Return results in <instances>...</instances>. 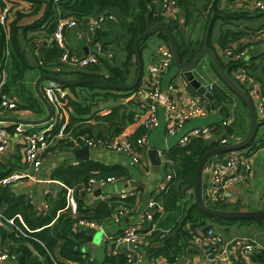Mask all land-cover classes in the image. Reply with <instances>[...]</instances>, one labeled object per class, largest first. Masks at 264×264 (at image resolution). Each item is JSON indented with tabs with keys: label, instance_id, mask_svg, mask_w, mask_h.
<instances>
[{
	"label": "trees",
	"instance_id": "16d2710c",
	"mask_svg": "<svg viewBox=\"0 0 264 264\" xmlns=\"http://www.w3.org/2000/svg\"><path fill=\"white\" fill-rule=\"evenodd\" d=\"M30 1L38 4L40 0ZM157 1L158 0H48L47 8L51 9L50 15L53 18V24L48 29L49 33L53 30V27L60 16L73 17L81 20L84 17L93 14L97 15L106 10H111L110 12L115 10L124 14L127 17L125 25L127 34L125 50L127 56L121 67H114L112 65L108 66L110 69L109 75L102 74L97 65H91L81 70H63L54 72L53 66L57 63L61 54V49L55 45L47 47L41 45L39 49V52H41L40 54H42L43 63L39 65L41 71L45 73H54L60 77L72 76V79L99 78L115 84L129 83L130 81H128V79L131 78V75L129 76V63H134L135 65L132 46L133 40L138 34L145 31L149 25L157 24L167 25L172 31L173 39L181 61L190 60L197 51L196 49L194 51V48L191 47L193 44L190 41V36H186L184 31L178 27L176 19L165 18L158 12L156 6ZM176 4L182 11L184 10L187 19L191 13L188 0H176ZM261 14H264V12L257 10L242 12L238 10L229 11L226 9H219L216 7L215 3H212L208 15H206L204 28L210 24L211 32L213 23L217 19H222L223 21L255 19ZM0 29V69L6 65L5 62L7 56L2 53V50L7 43L10 50L9 55L16 59L18 68L17 73L20 76L28 65L25 62L24 54L17 41V27L11 23L8 37L1 27ZM157 35L163 43L168 44L164 32L159 31L157 32ZM240 35L241 32H234L230 29L221 31L217 40L218 48L223 50L227 47H233L230 44L236 41ZM147 37L139 41V53L141 44ZM193 42H196V48L199 49L202 45V37ZM208 45L216 50L211 44L210 38L208 40ZM258 59L260 61L259 67H261L260 72L264 75L263 54H261ZM220 62L233 80L243 90L249 93L248 90L236 79L234 73L236 68L243 64L249 69L250 63L241 60H229L225 62L222 58H220ZM214 71L217 74L215 69ZM249 72L251 71L249 70ZM134 74L135 70L133 71L131 79L134 78ZM218 78L220 80L219 76ZM138 84L129 89L112 88L97 83H81L77 86H64L69 92L64 100L71 108V111L68 114L67 131L73 133L77 137L80 135H87L89 137L97 138L104 136L105 134H118L128 125L135 124L141 106L145 105V103L135 99L121 102L120 98L127 96L134 91ZM261 85L264 87V82H261ZM211 92L220 102L225 104L231 102V97L229 95L234 94L223 82L221 85H213ZM237 98L240 99L246 107L244 101L238 96ZM107 99H112V103L108 108V113L99 116L92 115V109H94L97 102L99 100ZM20 106L21 108L30 109L32 111H37L39 109V105L33 101L29 102L27 105L21 104ZM257 117L259 126H263L262 130L264 133V118L259 117L258 114ZM91 121H93V123ZM9 129L11 130V128ZM230 130L231 129L229 128L219 129L217 134L224 135ZM142 133L143 129L138 123L137 127L132 129L130 139L135 140L141 136ZM257 135L258 132L248 146L244 148L245 150H248L245 153L247 156H250L254 151L264 146V135L259 138ZM58 145L70 151L72 143L65 139H61L59 140ZM215 145L216 142H206L201 138H194L187 144H177L166 152L167 157L171 159L173 163V178L167 190H162L153 194L154 198L161 202L163 210H173L177 200L183 196L185 190L194 187L197 162L207 149ZM62 160L66 161V159ZM16 166V164L12 163L9 167L0 169V177L10 174L15 169H22V167L15 168ZM127 175H129V170L125 166L104 164L95 160H85L80 161L78 164H62L58 166L53 173V178L64 182L68 186H74L86 182L91 176L106 178L109 176L119 177ZM8 192L9 186L0 187L1 211L5 217H13L16 214H19L22 221L29 229L27 230L22 226L18 217H15L14 222L25 234H22L11 227H0V241L2 243L3 241H6V239L8 241L1 245L0 251L6 248L8 252L14 256L21 254L20 261L15 264H68L67 262H74V264H126L127 254L124 249H119L116 254L111 253L107 255L101 262L90 260L88 258V252L85 249L87 243L91 240V235H89L85 229L72 231L70 228L74 218L66 213H63L54 219L56 211L63 208L65 205L64 191H62L59 198L53 199L48 196V207L42 212L36 211L23 195H17L14 200H9L7 196ZM192 195L193 194H191V198H193ZM133 201L132 196L124 199L110 197L106 200H102L97 207L89 208L87 207L82 194H78L77 196L79 210L83 212L86 217L102 222L103 224L110 222V215L119 203H124L131 208ZM226 204L221 202L220 204L211 205L209 207L215 209H229L226 208ZM207 219L224 224L235 223L241 225L250 222H257L264 225L260 220H231L208 216L202 213L197 206L191 202L189 206H186L180 220L170 230L166 231L164 236H159L160 233L163 232L159 230L151 233L149 243L146 246L147 255L150 258L162 257L166 261L164 264H168L173 262L178 255L184 253L185 250H188L187 252L196 251L191 247H188L190 246L189 241L191 238L189 229L207 226L205 224V220Z\"/></svg>",
	"mask_w": 264,
	"mask_h": 264
},
{
	"label": "crops",
	"instance_id": "0c3cea01",
	"mask_svg": "<svg viewBox=\"0 0 264 264\" xmlns=\"http://www.w3.org/2000/svg\"><path fill=\"white\" fill-rule=\"evenodd\" d=\"M8 1L10 8L8 10V13L6 14L5 21L3 23L0 22V27L6 32L7 37L9 36L11 23L17 27V41L20 48L22 49L25 62L28 66L19 76L17 73L18 68L16 59L11 57L10 55L6 57V60L8 57L12 58L11 69H14V74L18 76H16L17 78L15 84H13L12 87H9L6 82V86L4 89L5 92L9 96H11V98L17 101L18 107L16 109H0V120L5 121V123L8 124V128H11L12 130L11 131L9 129L13 144V147L9 154H7L4 159L0 160V169L7 168L12 163L17 165L15 168L24 167L22 155L19 151L22 133L16 130L15 127L17 124H19L20 126L26 128H30L31 125H34V128H37V125L31 124L29 123V121L40 119L47 114V110L44 104L35 91V83L41 72V68L39 65L43 64L42 54H40L41 52H39V49L41 45L45 47L51 46L46 45V39L53 31L52 30L50 33L48 31L49 27L53 24V18L50 15L51 9L47 8L48 0H40L38 4L30 0ZM163 1L164 0H158L156 3L159 13H161L160 7H164ZM188 3L191 12L190 16L186 19L184 10L182 11L177 5V9L175 10V19L178 27L184 31L185 35L190 36V41L193 44L191 47L194 48V51L197 47V44L193 41L199 39L200 37H202L203 40V36L206 30V28H204L205 19L206 15H208L209 8L212 3H215L216 7L219 9L251 12V10L246 6V3L239 0H188ZM1 6L2 1H0V9ZM110 11L111 10H106V14H112L113 18L105 19V21L99 28L89 30L83 23H80L76 28L67 29L64 35L65 43L72 53H77L80 55L88 54L93 50V45L97 43L103 45L105 49L111 50V52H113V58L111 60H104L97 65L99 71L105 75L110 74V69L108 68L109 65H112L114 67H121V65L125 62L127 56L125 50L127 41L125 25L127 22V17L115 10H113L112 12ZM227 29H230L234 32H241L240 37L230 45L242 47V49L245 51V58H247V61L250 63L249 70L252 72L250 73L254 77L253 87L259 89L262 93V96H264V87H262L261 85V82H264V75L260 72L261 67H259L260 61L258 59V57L264 53V22L258 19H238L233 21H223L222 19H217L213 23L209 35L211 43L216 48V51L220 49L217 45L218 37L221 31H225ZM161 43L163 42L157 35V32L148 36L142 42L140 47V54L143 64V75L147 74L149 65L156 61L158 57L157 47ZM5 49H8V54H10L7 43L3 47L2 53L3 51H5ZM129 69V76L131 75L132 78L133 71L135 70L134 63H129ZM192 73L202 85H221V82L219 81V78L213 69L211 60L207 56H204L201 59L199 64L192 70ZM234 75L240 82V84H244L235 73ZM71 77L63 78L69 79ZM131 78H129L128 81L131 82L133 80ZM169 83H173L175 85L174 90H171L168 87ZM11 90H13L12 94H10ZM162 93L163 98H165L164 96H167V98L177 101L179 97H182V100L187 102V98L197 92L189 84V80L186 75H184L183 71L178 69L173 64L162 79ZM249 95L252 98H255L251 92V89L249 91ZM229 96L231 97V102H228L227 104L221 102L226 109L223 116H221L218 113L217 109L214 107L207 116L203 118L191 119L185 122L180 132L175 136L166 135V122L168 113L166 107L163 104H159L157 107L159 125L146 135V144L148 150L151 148H155L158 150L159 156L161 155L160 157L164 159L168 158L166 152L178 144V138L182 133L188 131L193 127L210 125L213 123L216 124V122L221 121L223 117L225 118L227 116L233 117V121L228 126V128L232 131H235V133H237L240 138H243V136H245L244 132L246 128L250 126L249 112L247 107H245V115H240L239 111H236V109L234 108V103L236 102L234 98H236L237 96L235 95L236 97H234V95L232 94ZM139 100H147L146 102H149L147 98L144 99L143 97H141ZM237 100L239 101V99ZM32 101L36 102V104L39 105V109L37 111L21 108V104L27 105ZM144 113L145 106L142 105L138 113L139 115L135 120L136 123L130 126L128 125L124 129L125 132H129L131 134L132 129L136 128L139 123L138 119H140V117H142ZM7 118L12 120H4ZM258 131L259 127L257 132ZM82 147L76 148L72 151L63 148L57 156L46 158L43 161L41 167L36 171H31V173L37 178L54 179L53 173L55 169L58 168V166L62 164H72L71 161H75L77 162L76 164H78L80 161L85 160H95L110 165L117 164L123 167H126V165L130 163L138 169L140 175L142 176L141 180L135 179L129 171V175L119 177L116 176V179L114 181L108 183L104 188H102V193H107L109 196L108 198L118 197L120 193L131 190H133L135 194L132 196L134 201L129 213L121 218L120 223L113 221L104 223L102 231L105 236H98L95 238L91 236V240L87 243L85 250H87L88 252V258L90 257V260L101 262L107 255L110 254V250L112 249L110 238L117 232H119V230L125 225L139 224L140 213L145 210L146 202L150 198L154 197L153 194L156 193V185L159 182V178H152V172L144 174L140 166L132 163L131 158L123 153H117L101 148H89L88 154L84 152L83 159L78 158L77 155H75V151L81 149ZM141 154L143 157H146L149 160L148 151L145 153L141 150ZM80 155L82 154L79 153V156ZM62 159H66V161ZM249 162L250 165L248 171H244V169L242 170V172L245 173L246 181L232 186L230 190L226 192L227 199L222 202L225 204L227 203L226 208H229L230 210H252L264 208V146L257 149L249 156ZM49 175H51V177H49ZM203 181L204 185L207 186L208 179L206 173L203 174ZM46 188L51 189L52 195L50 196V198L53 199L59 198L60 194L62 193L61 189H59L58 187H52L50 184H44L30 179H23L17 181L12 186H9L8 193H12L13 198H10L8 196V193L7 196L9 200L12 201L17 195H23L27 199L28 195L32 194L39 202H47L49 197L44 193V190ZM190 189L192 190V188H187L185 190L183 196H181L177 200L175 208L173 210H163L162 214L159 217H157L156 215V228L153 231H168L180 220L186 206H189L190 203L193 202V198H191V193L189 192ZM256 190L257 193H254ZM82 196L84 198V201L86 202L87 207L89 208L97 207V205L102 201L101 191L98 192L97 189H94L91 193L82 194ZM205 221V224L207 226H212L226 242L231 241L235 237H243L255 242L259 247L260 252H257V257L255 258L254 264H264V242H258L254 235L249 232V230H247L248 227H243L245 226L244 224H224L208 219ZM215 223L220 224L221 226H217ZM143 228H145L146 230L149 227L144 226ZM151 233L147 235L145 243L143 244L145 256L143 258L142 264H148L149 260L151 259L147 255L146 251V246L149 243ZM96 238L97 240L95 241ZM4 242H8L7 239L6 241H3V243ZM3 243L0 241V247ZM159 259H161L162 261H158L156 264H164L166 262L162 257H160ZM15 263V258L0 261V264ZM67 263L74 264V262ZM168 264H215V261L210 257L199 253L198 251H192L181 253L177 258H175L173 262Z\"/></svg>",
	"mask_w": 264,
	"mask_h": 264
},
{
	"label": "built area",
	"instance_id": "2783aa9c",
	"mask_svg": "<svg viewBox=\"0 0 264 264\" xmlns=\"http://www.w3.org/2000/svg\"><path fill=\"white\" fill-rule=\"evenodd\" d=\"M0 1H2L0 22L3 23L10 5L8 0ZM239 1L245 2L251 11L257 10L264 12V0ZM163 3L164 7H160V14L165 18L175 19V10L177 9L176 0H164ZM112 17L113 16L108 13H99L94 16L90 15L81 20L73 17L60 16L55 23L52 33L46 39V45H55L61 49V54L57 63L53 66V71L81 70L91 65H98L104 60H111L113 58V52L105 49L100 43L94 44L93 50L88 54L80 55L72 53L65 43L64 35L67 29L76 28L80 23H83L89 30L97 29L102 25L105 19ZM3 53L5 56H8V49H5ZM157 53L158 57L156 61L149 65L147 74L142 75L136 89L127 96L120 98L121 102H127L133 99L139 100L141 97L149 100L148 103L146 102L147 100H140L142 103H145V113L138 119L143 133L135 140H131L130 133L125 132V130L118 134H105L97 138L87 135H80L77 137L73 133H70L67 131V126L68 114L71 108L64 100L69 92L67 88L61 86L54 80H44L40 85V89L51 106L52 114L39 128H34V125H31L30 128L22 127L19 124L16 125L15 129L22 133L19 151L22 155L24 167L22 169H15L10 174L0 177V187L12 186L17 181L23 179H30L44 184L53 183L56 187L64 191L65 200L64 207L56 211L54 219L66 213L74 218L70 228L72 231H79L87 227L102 230L104 225L102 222L86 217L85 214L79 210L77 196L78 194L91 193L94 189L99 188L101 189L102 200H106L109 196L107 193H102V188L114 181L116 177L109 176L102 178L91 176L84 183L68 186L60 180L37 178L31 171L38 170L46 158L57 156L63 149V147L58 145L59 140L65 139L72 143L70 151L86 145L89 148H101L123 153L131 158L132 163L139 165L144 174L150 173L152 171V164L146 157L142 156L141 150L145 153L148 151L146 135L159 125L157 116L158 105L163 104L168 113L166 122L167 136L177 135L185 122L191 119L203 118L214 108L211 101L203 94L199 93H194L189 96L187 102L183 101L182 97H179L177 101L167 98V96L163 98L162 79L171 67L173 57L169 46L164 43L158 45ZM221 58L225 62L229 60L247 61L245 59V51L243 49L236 50L233 47H227L222 50ZM235 74L245 84L244 87L248 91L251 89L255 97L253 99L258 100L255 103L257 114L259 117L264 118V96H262L259 89L253 87V75L249 72L245 64L238 66L235 70ZM7 79L8 74L5 66H3L0 69V109L2 110L16 109L18 107L17 101L4 91ZM212 86L213 84L204 85L208 91H211ZM168 87L171 90L175 89L173 83H169ZM232 121L233 117L227 116L217 125L213 123L210 125L193 127L182 133L177 142L179 145H185L194 138H201L206 142L213 141L216 142V145L236 142L241 138L235 131H227L224 135L217 134L219 129H227ZM91 122L93 123V121ZM12 147V138L8 124L0 120V160L9 154ZM247 151L248 150L245 149L232 150L214 155L207 161L203 170V174L206 173L208 179L207 186L204 185L205 188L203 187V200L206 205L211 206L220 204L227 199L226 192H228L232 186L246 181L245 173L242 172V170L248 171L249 169V156L245 154ZM71 163L76 164L77 162L71 161ZM160 169L162 174L156 185V192L167 190L172 181L174 169L171 159H164L161 157ZM189 192L193 194V188L192 190L190 189ZM44 193L47 196L52 195L51 189L46 188ZM134 194L135 192L133 190L126 191L120 193L118 198L124 199ZM27 200L38 212L44 211L48 207L47 202H39L32 194L28 195ZM129 211L130 208L126 204L119 203L110 215V221L120 223L121 218L129 213ZM162 212L163 206L161 202L154 197L150 198L146 202L145 210L140 213L139 224L125 225L118 234L110 238L112 245L110 254H116L119 249H124L127 254L126 264H142L145 256L143 244L145 243L147 235L156 228L155 216L157 215V217H159ZM15 217H18L22 226L29 230L21 220L19 214L13 217H5L1 209L0 227H11L25 234L21 228L15 224ZM144 226H148L149 228L145 230V228H143ZM165 233L166 231H163L159 236H164ZM189 234L191 238L189 241L190 246L188 247L210 257L215 261V264H254L257 252H260L255 242L243 237H235L229 242L224 241L221 235L212 226H204L196 229L190 228ZM187 251L188 250H185V252ZM14 258L15 256L10 254L6 248L0 252V261ZM159 258L160 257L151 258L148 264H156L158 261H162Z\"/></svg>",
	"mask_w": 264,
	"mask_h": 264
},
{
	"label": "water",
	"instance_id": "95a60500",
	"mask_svg": "<svg viewBox=\"0 0 264 264\" xmlns=\"http://www.w3.org/2000/svg\"><path fill=\"white\" fill-rule=\"evenodd\" d=\"M104 13H106V11H104ZM159 31H162L166 34L168 46L172 52L174 66H176L178 69L183 71L184 75H186V77L189 80V84L195 89L197 93L203 94L208 100H210L213 106L217 109L218 113L221 116H223L226 111L225 106L213 95L212 92L206 90L204 85H202L194 77L192 73V70L199 64V62L204 56H207L210 58L211 64L216 70L221 81L225 83V85L229 88L230 91H232L236 96H238L244 101L248 109L249 117H250L249 130H248V133L243 138L233 143L212 146L209 149H207L199 158L197 165H196V170H195V182H194V187H193V203L197 206V208L202 213L208 216H215V217L231 219V220H236V219L260 220L264 224V208L252 209V210L215 209V208H212L206 205L203 200V187H204L203 170H204V166L207 163V161L211 159V157H213L214 155L232 151V150H241L247 147L248 144L252 141V139L256 135L258 127H259V121L257 117V112L255 110L254 101L252 100L250 95L245 90H243L224 69V67L222 66L220 62L217 51L208 45L209 34H210V24L206 27L201 47L197 49V51L194 53L192 58L187 61H181L176 45H175V42H174V39H173L172 31L167 25H162V24L161 25L160 24L149 25L145 31L138 34L133 40L132 46H133V52H134L133 56H134V61H135V74H134L133 80L129 83L115 84L105 79H99V78L68 79V78H63V77L50 74V73H43L41 71L35 83V91L38 97L40 98V100L42 101V103L44 104L47 110V114L40 119L30 120L29 123L35 124V125L42 124L45 121H47L52 114L51 106L48 103V101L45 99V97L43 96L40 90V85L43 80L51 79V80L56 81L61 86H77L81 83H97V84H102L108 87L118 88V89H129V88L136 86L141 79V75H143V64H142V60H141L140 53H139L138 43L141 39L153 33L159 32ZM257 101L258 100H256V102ZM4 120L9 121L12 119L7 118ZM84 152H86L87 154L89 153V147L86 145L82 147L81 149L76 150L75 155H77L78 158L83 159ZM79 153H81L82 155L79 156ZM148 156L152 164L151 177L152 178L158 177L160 179L161 178V169H160L161 157L159 156L158 150L155 148L149 149ZM126 167L131 172L132 176L135 179H138V180L142 179V176L140 175L138 169L135 166H133V164L129 163L126 165ZM97 191L100 192L101 189L98 188ZM8 196L10 198H13L12 193H8ZM85 231L94 238L98 236L100 237L105 236L102 230L101 232L95 228L87 227ZM96 240L97 238L95 239V241ZM20 259H21V254H18L15 256L16 263H18Z\"/></svg>",
	"mask_w": 264,
	"mask_h": 264
},
{
	"label": "rangeland",
	"instance_id": "374dc122",
	"mask_svg": "<svg viewBox=\"0 0 264 264\" xmlns=\"http://www.w3.org/2000/svg\"><path fill=\"white\" fill-rule=\"evenodd\" d=\"M246 6H247V4H246ZM112 15V14H111ZM113 16V15H112ZM113 18V17H112ZM255 19H258V20H260V21H263L264 22V14H261L260 16H258L257 18H255ZM254 19V20H255ZM210 42H211V40H210ZM165 44V43H164ZM212 44V43H211ZM168 45V44H167ZM233 46V45H232ZM233 48L234 49H236V50H241L242 49V47H238V46H233ZM196 50H197V48H196ZM224 50V49H223ZM221 52H222V49L220 50V49H218L217 50V54H218V56H219V59L221 58ZM246 60H248L247 58H245ZM172 65H173V63H172ZM171 65V66H172ZM11 67H12V58L11 57H8L7 58V60H6V70H7V72H8V79H7V85L9 86V87H12V85L13 84H15V81H16V75L14 74L15 72H14V69H11ZM85 69V68H84ZM221 83H222V81H221V79L219 80ZM44 82V81H43ZM242 86L244 85L245 86V84H241ZM243 86V87H244ZM245 88V87H244ZM12 89V88H11ZM12 92H13V90H11V93L10 94H12ZM211 92V91H210ZM249 92V91H248ZM249 94V93H248ZM234 95V94H233ZM234 97H236V96H234ZM251 97V96H250ZM252 98V97H251ZM235 99V105H234V108L236 109V111H239V114L241 115V114H244L245 115V113H246V108H245V106L243 105V104H241L242 102H241V100L239 99V101L237 100L238 98L236 97V98H234ZM252 100L254 101V106H255V103H256V100H254L253 98H252ZM112 103V99H107V100H99L98 102H97V104L95 105V107H94V109H92L93 111V113L91 112V114L92 115H97V116H99V115H104V114H106V113H108L107 112V109L110 107L109 105ZM213 105V104H212ZM214 107V106H213ZM255 110H256V107H255ZM102 112H104V113H102ZM257 112V111H256ZM244 118H245V116H244ZM250 118V117H249ZM222 119H224V117L222 118ZM222 119H221V121H222ZM221 121H218V122H216V124H219ZM246 123H247V120H246ZM37 128L38 127H41V124H39V125H37L36 126ZM262 128H263V126H259V131H258V135H257V137L259 138V137H262L263 135H264V133H263V130H262ZM248 130H249V127H247L246 128V130H245V132H244V135H246L247 133H248ZM244 149V148H243ZM258 159H259V157H258ZM49 177H51V175H49ZM52 187H56V185L55 184H53V183H51L50 184ZM254 193H257V190L254 192ZM255 196V195H254ZM250 206H254V205H250ZM217 226H221L220 224H217V223H215ZM245 226H243V227H248V229L247 230H249V232H251L253 235H254V237L256 238V240L258 241V242H264V225H262V224H259V223H257V222H251V223H248V224H244Z\"/></svg>",
	"mask_w": 264,
	"mask_h": 264
}]
</instances>
